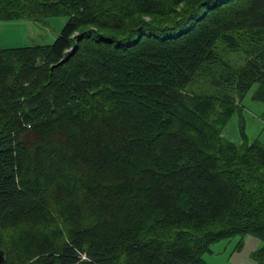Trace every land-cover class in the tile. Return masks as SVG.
<instances>
[{
    "label": "trees",
    "instance_id": "16d2710c",
    "mask_svg": "<svg viewBox=\"0 0 264 264\" xmlns=\"http://www.w3.org/2000/svg\"><path fill=\"white\" fill-rule=\"evenodd\" d=\"M56 16L52 45H0L4 264H207L264 242V143L224 134L254 85L264 103V0H0V20Z\"/></svg>",
    "mask_w": 264,
    "mask_h": 264
},
{
    "label": "rangeland",
    "instance_id": "374dc122",
    "mask_svg": "<svg viewBox=\"0 0 264 264\" xmlns=\"http://www.w3.org/2000/svg\"><path fill=\"white\" fill-rule=\"evenodd\" d=\"M68 21L66 16H56L44 21L30 20H0V45L3 48H23L35 45H52ZM254 85L246 94L240 106V115H235L229 125L234 130L233 137L229 140L238 141V130L241 138L243 133L249 138L258 136L264 143V126L256 125L253 116H258L264 121V103L253 99L256 89ZM189 91L197 95H211L218 93V89L208 85L205 81L193 83ZM227 129V128H226ZM262 129V131H261ZM262 132V133H261ZM230 134V133H229ZM260 134V135H259ZM240 140L242 141V139ZM239 243L241 245L239 246ZM263 240L249 234L244 238L236 237L224 240L212 246V253L205 255L207 264H261L254 259V254L262 249Z\"/></svg>",
    "mask_w": 264,
    "mask_h": 264
},
{
    "label": "crops",
    "instance_id": "0c3cea01",
    "mask_svg": "<svg viewBox=\"0 0 264 264\" xmlns=\"http://www.w3.org/2000/svg\"><path fill=\"white\" fill-rule=\"evenodd\" d=\"M239 115H240V113H239ZM253 122H255L256 123V125H258V126H262V129H263V126H264V121L262 122L261 121V119L258 117V116H256V115H254L253 117ZM262 129H261V131H262ZM230 133V134H229ZM262 133V132H261ZM225 136L227 137V135L229 136V137H233V135H234V130H231L230 129V126L229 127H227V129L225 130ZM260 135V134H259ZM238 141H236V143H241L242 141L240 140V138H241V132H240V129L238 130ZM258 138V136L256 137H254V135L252 136V137H250L249 136V139L250 140H255V139H257ZM230 139V138H229ZM242 139V138H241Z\"/></svg>",
    "mask_w": 264,
    "mask_h": 264
},
{
    "label": "water",
    "instance_id": "95a60500",
    "mask_svg": "<svg viewBox=\"0 0 264 264\" xmlns=\"http://www.w3.org/2000/svg\"><path fill=\"white\" fill-rule=\"evenodd\" d=\"M5 251L4 250H0V264H4L5 263Z\"/></svg>",
    "mask_w": 264,
    "mask_h": 264
}]
</instances>
